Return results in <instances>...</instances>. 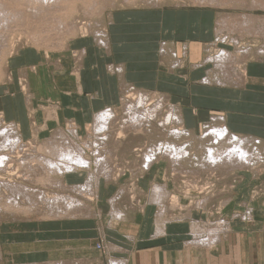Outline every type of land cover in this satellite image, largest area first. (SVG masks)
Returning a JSON list of instances; mask_svg holds the SVG:
<instances>
[{
    "label": "crops",
    "instance_id": "0c3cea01",
    "mask_svg": "<svg viewBox=\"0 0 264 264\" xmlns=\"http://www.w3.org/2000/svg\"><path fill=\"white\" fill-rule=\"evenodd\" d=\"M185 7L114 11L106 26L107 48L97 45L96 39L73 41L59 56V70L52 69L35 47L19 50L7 59L13 81L0 87L1 114L14 123L18 136L25 141L50 137L68 124L77 125V133L86 138L94 114L117 108L122 88L132 86L166 94L173 102H185L183 108L179 104V116L183 127L195 135L210 123L221 122L238 136L264 143V37L251 38L253 48L261 52L252 51L223 71L205 62V50H212L208 48L212 43L234 49L228 38L226 42L217 39L220 16L211 22L206 11ZM77 51L82 53L75 69L71 53ZM172 60L174 66L170 65ZM214 115L224 120L211 119ZM126 160L129 168L117 176L111 171L107 177L105 173L98 175L93 166L63 172L58 177L63 186L75 189L56 188L58 194L75 196L74 190L87 185L91 199L83 196L82 208L64 210L74 216H66L60 209L61 217L55 214L52 218L54 211L60 213L52 209L47 218L26 220L25 241L10 242L7 255L26 253L27 261H53L98 258L105 253L123 259L124 264H264V188H260L259 197L253 198L250 191L243 193L245 185L239 182V193L235 191L233 196L238 210L224 215L228 223L223 233L229 230L212 234L210 243L207 235L192 236L191 222L208 216L187 207L182 188L167 178L168 168L153 163L139 172L133 158ZM156 191L165 194L164 198L160 199ZM171 192L180 199V210L174 214L178 218L167 209L170 206H165ZM125 199L129 201L125 203ZM212 204L216 206L217 202ZM82 210L90 214L76 215ZM195 241L199 245H194ZM98 243L102 249H96Z\"/></svg>",
    "mask_w": 264,
    "mask_h": 264
},
{
    "label": "rangeland",
    "instance_id": "374dc122",
    "mask_svg": "<svg viewBox=\"0 0 264 264\" xmlns=\"http://www.w3.org/2000/svg\"><path fill=\"white\" fill-rule=\"evenodd\" d=\"M101 1H99V5L103 4L102 7L100 6L101 7L100 9H96V10L91 11V13L88 14V15H90L89 17L87 15L80 13V10L75 11L74 20L72 21L73 24H71L72 27L69 30H67L68 33L66 32L64 35H63V33L60 34V38H58V41L55 43L49 44L48 46L45 44L40 45V43L37 44L35 42H32L30 36L27 33L22 32V31H18L17 33H15L13 35L11 34V36L9 37V40L4 43L6 45H4V46L2 45V49L5 46L7 47V49L4 48L2 50L3 52L1 51L2 55H0V60L3 57V60H1V63H0V64H2V62H3V64L0 66V68L2 69V72L0 70V87H6V85H8L9 83H11L13 81L12 80L13 77L11 76L10 69L8 67V62H7L8 57H12L16 53H18L19 50H22L24 48L35 47L44 55L48 65L50 64L49 66L52 69H54V70L58 69L59 70V68L61 67V63H62V61H61L62 58H59V56L62 55L63 53H65V51H67L69 49L70 43H72L73 41L82 40V39H90V40H93L95 42L96 37L94 35L95 34L94 31L100 30L101 32H103L101 35H104L105 32L107 31L106 26L108 23V19L110 18V16L112 15V13L114 11H119L121 9L136 8V7H147V8L157 7L160 9L168 8L170 10H172V9L177 10V8H181L182 5H185L186 6L185 8L189 7L187 9L193 10V9L199 8L200 10L206 11L209 15L208 18L211 19V22L212 21L214 22V20H216V18L218 16H220L216 22V27H217L216 33H218L217 39L219 41L223 42V41H225V38H228V41L231 42V45L234 47V49H233V51L228 50V49L227 50L230 51L231 53H234L235 57H236L234 61H232V62L228 61V63H229L228 67H234L236 60H240L244 57L250 56L249 54L252 53V51H254L255 54L257 53V51L259 52V50H258L259 48H257V49L253 48L255 43H254V41L251 40V38L256 37V36L264 37V30L262 31V29H264V27H262L263 23L261 22V21H264V19H262L264 17V0H215V1L209 0L210 3L206 0H203V1L202 0H106L105 1L104 0L103 3ZM97 10H99V11H97ZM244 13L249 15V16H252L251 17L252 21H250V25H249L250 27L248 28L249 30H247L244 27L241 29H238L235 26H230V24H229L230 19H234L235 21H237L241 18V15ZM223 20H226V21L228 20V22H226L225 25H221L222 24L221 22ZM231 30H234V34H229V31H231ZM221 39H224V40H221ZM97 45H99L100 47H103L104 49L107 48L103 45H100L98 42H97ZM206 48H207V46H206ZM208 48H212L213 51H215L217 48V50L215 51V53H212V54H211V52H212L211 49L209 50L210 52L208 50H205L206 54H207V56L205 58V62L214 63L216 67H219V66H217L216 62L213 59L209 60V58L214 56L215 54L220 53V50H222L224 48H218L217 44H215V43H212L210 45V47H208ZM244 48H248V51L245 54H241L239 51H242V49H244ZM3 53H5V54H3ZM81 53H79L78 51L71 53V59L73 60V68H75V69L78 68V66H79V56ZM174 63L175 62L172 60L170 65L174 66ZM219 68L223 69V71L226 70L223 67H219ZM124 89L127 90L128 93H126ZM129 90H132V91H129ZM136 91H137V94H136ZM143 92L145 93V91L139 90V93H138V90L133 89V87L126 86V87L122 88V96H121V99L118 103L119 105L117 106V108L114 109V107H111V108L109 107L110 111H112V113H113V116H111V117H113V119L116 118L117 121L115 119H114V121H112V119H109V122L111 121L110 126L107 125V126H109V128H108V130H106L107 131L106 133L108 134L107 141H106V149L110 150L111 158L109 157V159H108L109 165H108V167H105L104 170H106V168H108L107 171L109 170L108 171L109 173H110V171L113 172L116 176L119 174H122L127 168H129L128 161L126 160L127 158H129V159L133 158L134 159V161H135L134 165H137V169H136L137 171L141 172V170L142 171L146 170V169L142 168V164H143L142 163V154H143L144 149L146 148V145L149 144V146H147V147H150V145H151V149H152V147L154 149L157 146L156 143H158V142L161 143V141H162L163 145L159 144V146L160 145L162 146V147L160 146V148H159L160 150L156 147L159 150V152L160 151L162 152L161 153L162 155L161 154L158 155L153 163L154 164L158 163L163 168H168L169 175L167 178L172 179L171 183H174L177 188H182L183 195L186 196V199L188 201L187 203L189 205H187V207H189V209H196L201 214L205 213L208 216V217L202 218L198 221L194 220L191 222V227L192 228L194 227L193 228L194 231L191 228L192 236L194 235V236L198 237L202 234L207 235V236H209V235L211 236L214 233V231L215 232L217 231L216 232L217 234H221L220 232L224 231V229L226 228L227 223H228V220L225 219L226 216H224V215L227 212H232L233 210H238L237 204H233V200H234L233 196L236 195V194H234L235 191L237 193H239L238 190L236 189V187L239 185V182H242L245 185V189H244L243 193L250 191V193H248V194L249 195L251 194V197H253V198L259 197V192L261 191V189L263 190V188H264V184H263L264 183V176H263L264 175V152L262 151V154L260 156V160H257L258 158L257 159L253 158V160L255 162L251 161V163H250L251 165L249 168L247 167L249 165L248 164L247 166L245 165V167H241L242 168L241 169L239 166H237V164H234V162H230V164L228 162L229 165L226 163L221 164V165H217V166L215 165L216 168L213 166L214 164L212 165V167L210 164L206 165L209 163V162L207 163V160L205 159V156H206L205 153L206 152L203 153L204 157H202V152H204L203 150L206 151V149H207L206 147H205L206 149L203 147L208 144L207 141H209V140H207V141H205V140L210 139V138L202 137L203 133H204L203 130H205V129H203L202 131L199 130V133L197 135H195V133L193 132V133H191L192 136L187 135L186 136L187 138L179 136L178 138L182 139V140L179 139L180 142H177L178 141L177 137H176V141H172L173 139H175V137H174L175 133L174 132H173L174 134L171 133V130L172 129L177 130V128H179V126H180L178 124L179 121L178 122L175 121V119L177 117L175 114L176 113L179 114V112H180V110H179L180 109V106H179L180 103L176 102V101L173 102L172 100H170V96H168L166 94H163V97L161 96L162 98H164V99H162L160 97L161 94H158L156 92H154V93L148 92L147 96L148 97L150 96L151 98H149V100H148L147 99L148 97L145 96V97H142V99L144 100L145 103L148 102L149 105H150V103H152V105L157 104L154 106V109H152L153 107L151 108V105L150 106L147 104L142 105L144 102L142 100H139L141 97L137 96V95L142 96V95H144V94H141ZM133 94L134 95L136 94V95L134 96ZM157 99H160L159 100L160 102H162V101H164V102L159 104L158 103L159 101L157 102ZM138 100H139V102H138ZM146 100H148V101H146ZM134 101L138 102L137 107L140 106L141 109L140 108L139 109L141 111H143L142 106H146V105L148 106V108L150 107L153 110V112L150 113V111H152V110L149 109V114L148 113L145 114L146 112L145 113L141 112V113H143V115H147V116H149L150 114L154 115V111L156 110L155 107H157V111L155 112L156 113L155 116H152L155 119L150 118L151 120H149V118H145L146 119L145 120L144 117H141L143 119L142 122L144 124L142 122H140L141 120L139 122L142 124H135L136 122L133 123V121H132L131 123L134 124V126L138 125L137 127H139V128H135L136 126L135 127L133 126L134 127V129H133L132 125L128 124L130 122L124 123V124H126V125H124L125 127L123 125H121V123H123L124 120L128 119V118H126L128 116H125V114H127L125 112V109H124V107L126 105H124L123 103L125 102V104H129V103L133 102L132 104H133V106H135L134 104H136V103ZM140 101H142V103H140ZM153 102H155V103L153 104ZM164 103H165V105H164ZM132 104H129V106L131 105V107H133ZM161 104L163 105V108L158 107V106H161ZM180 105H182L181 108H183L185 105V102L180 104ZM168 106L170 108H167ZM135 107H133V108H135ZM171 107H172V110H171ZM190 108H192V106H190ZM123 109H124V111H123ZM168 109L170 112L168 111ZM174 109H175V111H173ZM140 110L138 111V113H140ZM158 110H160V111L158 112ZM171 111L175 112V114L172 113ZM169 113H171V114L169 115L168 120H167V117L165 118V116H168ZM173 114L176 116V117H173L174 121H172ZM96 115H95V117H96ZM0 117L2 119V121H0V127L5 126V127H3V128H5V130L7 128L6 131L3 128H0V130H2L1 132H3L0 135V143L2 145H6V147L8 146L7 149L5 147L3 149V151H0V153L8 152L7 154H9L10 156L13 155L14 157H18V156H20L19 147L17 146V145H19V142H17V138L15 137L14 133L9 130V128L13 125L8 124L10 122H8L6 119H4L1 112H0ZM95 117L93 118V120L95 119ZM141 118H139V119H141ZM177 119H178V117H177ZM135 121H138V120H135ZM147 121H148L149 125H153V127H151V126L149 127L146 124ZM166 121H168V122H166ZM109 122L107 124H109ZM93 123H95V121H92L88 125V129H89L90 133L86 134L87 135L86 138L83 137L81 134L77 133L79 131V129H78V126L75 124H68L63 129L62 128L57 129V131L63 130V131H67V132H72L69 130H75L74 134L69 136L70 137L69 139L73 142V144L75 143L74 145H76V146L78 145L79 150L85 151L84 154L87 158H88V154H89V156L91 158H88V159L90 160V162H92V164L90 163V165L96 168L95 164H93V160L96 157L94 155L95 149L93 148V146L91 144H93V142H95V137H96V140H98V141L105 139V138H102V135L106 134V133L101 132L102 135L97 134V133L93 134V128H92ZM162 123L163 124L165 123V124L162 125ZM6 124H8V126H10V127L8 128V126H6ZM142 125H145V126H142ZM148 127L150 130L146 129ZM120 130L123 133L118 134ZM4 133H6L5 135H7V137H8L9 133L10 134L12 133V135H14V136L9 135L8 139H9V141H11L10 139H13L14 142H17V143L14 144L12 141V144H14V146H12V144L8 145L10 142H8L7 138H3V137H6L4 135ZM2 135H3V137H2ZM172 135L174 138L172 137ZM170 137H172V138H170ZM201 138H203V139H201ZM36 140L41 141L44 139L36 138ZM150 140H152L154 142H156L158 140H161V141H158L154 144ZM169 140L174 142L175 145H177L179 143L180 144L178 146H174V149H173L174 143H171V146H172L171 147L170 143H169L171 141H169ZM183 140L184 141L187 140L188 142L187 141L186 142H187V144L189 143L188 144L189 146L191 144H193V145H191L192 146L191 148L193 150L192 152H190L191 155L189 154L187 156V154L189 153L188 150L190 149L188 147V145H187V147L189 149L187 148V150H184V148L182 147V145L186 146V142H184ZM201 140H203L202 141L203 144L201 143ZM23 141L29 142L30 140H28V141L23 140ZM165 141L168 142L167 143L168 148L171 150L173 149L172 151H174V152L172 155L174 156L173 157L174 159L171 157V153H172L171 150L167 151L168 148H166V149L163 148V147H165V144H164V143H166ZM204 141L207 143H205ZM260 141L262 142V144L264 146L263 141L261 139H260ZM44 142L45 141L40 142L38 144L42 145ZM123 143H126L125 147H123V148L115 147V146H119L120 144H123ZM181 143H182V145H181ZM209 143H211V142L209 141ZM35 144L33 143V145L36 147L37 145H35ZM197 144H198V146L200 144V146L198 147ZM31 145H32V143L30 144V148L33 147V145H32V147H31ZM152 145H154L155 147ZM84 146H86V148ZM180 146L182 147L181 151H180V148H181ZM35 147H33V148H35ZM175 147L176 148L179 147L178 150ZM11 148L13 151L11 150ZM147 149L148 148H146L145 150H147ZM163 149L165 151H167L168 156L166 155V152L163 151ZM155 150L156 149H154L153 151H155ZM86 151L88 153H86ZM182 151H186V153L182 152ZM98 154L99 153H96V155H98ZM175 154H179V155H175ZM184 154L186 155L185 159H183ZM180 155L181 156L183 155V158ZM192 155H195V156H192ZM179 157L182 158L183 160L182 159L179 160L180 159ZM200 157L202 158V160H203V158L205 159L206 162L202 161L203 165L205 164L208 167H206L205 165L204 166L202 165L203 166L202 167L201 166L202 163L198 164L201 162ZM171 158L173 159V161L175 160L174 163L172 162ZM124 159L126 161L122 162ZM117 160H119V161H117ZM11 163H12V165L9 166L10 167L9 170H6L5 172L0 170V180L2 182H7V181L10 182L11 181L10 183H14L13 181H17L16 183H20L21 186H22V184H25L24 186L29 187V188H33L35 190H36V188H37V190L38 189L44 190L45 188H46L45 190H47V189L48 190L47 191L44 190L45 192H42V193H41V191H39L40 196H41V197L38 196L39 200L37 198V195L33 194V195H35V198L34 197L33 198L34 199L37 198V201L36 200L35 201L38 204L37 205L36 202L35 203L33 202L34 203V208H33V204H30L29 201L27 204L25 199L22 200L23 199V196H22L23 193L22 194L20 193L21 194L20 195L19 192L18 193L15 192L17 190L15 188H18V187H19V191L22 192V190H20V189H22L20 184H17L16 187H15V184H12V185H14V190H15V191L12 190L13 192L11 191L13 193V195L10 194V192H9V188H11L12 186H10L9 188L5 186V188H4V185L0 184V191L2 190L0 192V194L3 193L2 195H0V199H1V197H3L0 200L1 201L0 202V264H29V263L30 264H36V263L37 264H40V263L41 264H44V263L45 264H110L111 261H113V262H111V264H114V263L120 262L119 260L124 261L123 259L117 258L115 256H111V255L109 256L108 254H105V253H102L103 255L98 257V258H91V259L90 258H88V259H85V258L84 259H71V258H69L67 260L54 259L53 261H51V260H49V261H44V260H42V261H40V260L39 261H27L26 253H24L23 255H17V254L7 255L8 254L7 253L8 252V245L10 242H23V241H25L24 222H26V220H30V219H34V220L38 219V217H41V216L46 214L45 211L47 212V214L50 213L47 211V209L50 208L49 206L52 204H54L53 206L56 205L57 202H54L53 199H52L53 202H49V200H45L43 202L44 193L45 194L47 193L46 195H48V196H51L50 194H54V192L58 193V191L56 190V188H58V187H56L55 183H52L51 185H49L46 181H44L40 178H39L40 181L37 178L38 179L37 181L39 183H37V181H36L37 184L33 183V182L30 183L28 181V178L30 177V175L25 174L26 172L28 173V171L21 168V166H17V164H20V161L11 162ZM175 163H178V164H175ZM196 163L200 167L197 166ZM233 165H235V167ZM209 166L211 167V169ZM57 172H59V171H57ZM17 173H19V174H17ZM261 175H262L261 180H259ZM44 176H45V172L42 173V177H44ZM55 177L57 178L56 174L54 175V178ZM260 183H262V185H260ZM3 188L4 189L7 188L8 192L5 191ZM11 189H13V187ZM4 192H6V194ZM7 193H9V195H10L9 197H8ZM14 193L20 195V196L17 195L18 196V198H17V196L15 194V198L17 199V201L14 198ZM76 194H75V196H73L71 194H68V195L77 198V200H79L80 202L82 201L83 203L81 202V205L83 206V204L85 202V201H83L84 198L82 197V195L80 193H76ZM171 194H172L171 198L169 197L170 201H168V203L165 206L166 207L170 206L172 208L174 206L175 207V209H173L174 210L173 215H174L180 210V207H178L179 205H177V204H179L178 201H180V199H179V197H177L174 194V192H171ZM261 194H263V193H261ZM58 195H60V194H58ZM4 196H5V198L6 197H8L9 199L11 198L10 200H12L14 198L15 202H17L18 204L19 203L21 204V205H19V207H21V208L13 207V206H15V205H13V203H14L13 200H12L13 203L11 201L9 203H8V201L5 202L7 200V198L4 199ZM21 196H22V198H21ZM240 196H242V195H240ZM19 197L21 198V201H20ZM56 197L59 198V196H56ZM3 199H4V201H3ZM85 199H91V197H88ZM18 200H19V202H18ZM61 200H59L60 205H57L58 207L62 206V207H59V209L60 208L63 209V207H64L63 206L64 202ZM167 200H169V199H167ZM39 201H41V202L39 203ZM55 201H56V199H55ZM237 201H239V199ZM3 202H4L5 206L1 204ZM21 202H23V203H21ZM25 202L27 205H29V206H26V208L24 207ZM47 202H49L51 204H49ZM196 202H198V203L196 204ZM212 202H217L216 206L215 205L212 206L213 205ZM44 203H47L49 205L48 208L46 205L45 209H44V207H43ZM22 204H24V205H22ZM8 207H9V209H8ZM23 207L25 208L24 210H23ZM78 207L80 208L81 206L79 205ZM170 207H168V208H170ZM79 208H75V210L76 209L78 210ZM12 209L14 210V212L11 213V211H13ZM43 209H44V212H42ZM51 209H54V207L53 208L51 207L48 210L51 211ZM64 209H66V205H65ZM8 210L9 211L11 210V211L9 212ZM175 211H177V212H175ZM84 212H85L84 210H82V212H76V215L81 216V214L82 215H89L90 214V213H87V212L84 213ZM47 214L45 216H47ZM174 217L178 218L175 215H174ZM212 224H215V225L213 226ZM198 227L200 228V230ZM221 228H223V229H221ZM195 230H198V232ZM199 231H201V232H199ZM196 232L199 234H197ZM216 233H214V234H216ZM96 249H102L101 243H98L96 245ZM122 263L124 264V262H122Z\"/></svg>",
    "mask_w": 264,
    "mask_h": 264
},
{
    "label": "bare ground",
    "instance_id": "6f19581e",
    "mask_svg": "<svg viewBox=\"0 0 264 264\" xmlns=\"http://www.w3.org/2000/svg\"><path fill=\"white\" fill-rule=\"evenodd\" d=\"M99 1H101V0H0V55H2L1 54V51L4 49V48H6L7 49V47L5 46L3 49H2V45L4 46V45H6V44H4L6 41H8L9 40V37L11 36V34L13 35V34H15V33H17L18 31H22V32H25V33H27L29 36H30V38H31V40H32V42H35V43H37V44H39L40 43V45H42V44H45V45H49V44H52V43H55V42H57L58 41V38H60V34H62L63 33V35L67 32L68 33V31L67 30H69L71 27H72V25L71 24H73V20H74V13H75V11H77V10H80V13H82V14H84V15H87L88 17L90 16V15H88L89 13H91V11H93V10H96V9H100L101 7H102V5L103 4H101V5H99ZM103 1L104 0H102L101 2L103 3ZM106 1V0H105ZM203 1V0H202ZM206 1H208L209 3H210V1L209 0H206ZM212 1V0H211ZM215 1V0H214ZM80 3V4H79ZM101 6V7H100ZM99 7V8H98ZM97 11H99V10H97ZM251 17L252 16H249V15H247V14H242L241 15V18L239 19V20H237V21H235L234 19H230V26H235L236 28H238V29H241V28H246L247 30H249L248 28L250 27L249 25H250V21H252V19H251ZM226 22H228V20L226 21V20H223L221 23V25H225L226 24ZM263 24V26L262 27H264V21H261ZM264 29H262V31H263ZM95 32V37H96V41L100 44V45H103V46H105V47H107V45H106V39L104 38L105 37V34L107 33V32H105V34L104 35H101L103 32H101L100 30H97V31H94ZM221 40H224V39H221ZM223 42H225V41H223ZM260 52L262 51V49H258ZM248 51V48H244V49H242V51H239L241 54H245L246 52ZM3 52V51H2ZM3 54H5V53H3ZM235 54L234 53H231L230 51H226L225 49H222V50H220V53H218V54H215L214 56H212V57H210L209 58V60L211 59H213L215 62H216V64H217V66H219V67H223V68H225V67H227V65H229V63H228V61L229 62H232V61H234L235 60ZM1 60H3V57L1 58ZM1 60H0V63H1ZM2 64H3V62H2ZM2 64H0V66L2 65ZM225 69H227V68H225ZM0 70H1V72H2V69L0 68ZM228 73V71L226 72V74ZM225 75V74H224ZM224 75H222L223 77H224ZM226 76H228V75H226ZM229 77V76H228ZM233 77V76H232ZM234 78V77H233ZM227 79H229V78H227ZM235 79V78H234ZM238 79H241V78H238ZM208 80V79H207ZM219 80V79H218ZM231 80V79H230ZM233 80V79H232ZM235 81V80H234ZM132 87V86H131ZM129 88V87H128ZM127 89V88H126ZM133 89H135V88H133ZM125 90V89H124ZM129 91H132V90H129ZM125 92L126 93H128L127 92V90H125ZM138 93H139V90H138ZM148 92H146L145 91V93L143 92V93H141V94H144V95H137V96H140L141 98L139 99V100H142L143 102H144V100L142 99V97H148L147 94ZM136 94H137V91H136ZM135 94V95H136ZM134 95V94H133ZM134 95V96H135ZM163 97V95H160V97ZM161 97V98H162ZM149 98H151L150 96L147 98L148 100H149ZM162 99H164V98H162ZM139 100H138V102H139ZM148 100H146V101H148ZM160 99H157V102L159 101ZM137 101V100H136ZM136 101H134L136 104H134L136 107H137V103L138 102H136ZM142 101H140V103H142ZM126 102V101H125ZM125 102L123 103L124 105H126L125 107H124V109H125V112L128 114H125V116H128V117H126V118H128L127 120H124V122L123 123H121V125H126V124H124V123H126V122H130V123H128V124H131L132 125V127L134 126V124H132L131 122L133 121V123H135V124H142L143 122H142V118L141 117H144V119L145 118H149V120H151V119H155V118H153L152 116H155V112L157 111V107H155L156 108V110L154 111V115H152V114H150L149 116H147V115H143V113H141V112H146L145 114H149V109H151L152 107V109H154V106L155 105H157V104H154L155 102H153V104L154 105H152V103H150V105H151V108L149 107L148 108V106L147 105H149V103L147 102V103H143L142 105H144V104H147L146 106H142L143 108H142V110L143 111H141L140 109H141V107L140 106H138L137 108L135 107V106H133V102H131V103H129V104H132V106L133 107H135V108H133V107H131V105L129 106V104H125ZM162 102H164V101H162ZM162 102H158L159 104L160 103H162ZM128 103V102H127ZM139 103V104H140ZM138 104V105H139ZM158 104V105H159ZM149 105V106H150ZM164 105H165V103H164ZM170 106V105H169ZM167 107V108H170V107ZM159 108L161 107V108H163V105L161 104V106H158ZM140 108V109H139ZM158 108V109H159ZM124 109H123V111H124ZM151 109V110H152ZM140 110V113H138V111ZM145 110V111H144ZM162 110V109H161ZM171 110H172V107H171ZM160 110H158V112H159ZM168 111H169V109H168ZM173 111H175V109L173 110ZM151 112H153V110L152 111H150V113ZM157 112V113H158ZM170 112V111H169ZM172 112V111H171ZM172 113H174L175 114V112H172ZM112 114V115H111ZM171 113H169L168 114V116H165V118L167 117V120H168V117H169V115H170ZM173 114V116H172V121H174V118L173 117H178V119H177V117H176V119H175V121H179V128H177V130L175 129H172L171 130V133H173L174 134V137H175V139H173L172 141H176V137H177V139H178V141L177 142H180V140L179 139H181V138H178L179 136L180 137H184V138H187L186 136L188 135V136H192V134L191 133H193V132H191V131H189V130H187L185 127H183V118L181 119V117L179 116V114H175L174 115ZM94 115H96V114H94ZM111 116H113V113H112V111H110V108H108V109H105V111L104 110H101L100 112H98L97 113V115H96V117H95V119L93 120V121H95V123H93V126H92V128H93V134H101L102 135V133L101 132H104V133H106L107 131L106 130H108V128H109V126H110V122H109V119H112V121H114V119L117 121V119L116 118H114L113 119V117H111ZM146 116V117H145ZM2 117V116H1ZM1 117H0V121H2V119H1ZM111 117V118H110ZM118 118V117H117ZM125 118V119H126ZM139 118H141V119H139ZM151 118V119H150ZM171 119V118H170ZM211 119H213V120H215V119H221V117L220 116H215L214 115V117H211ZM135 120H138V121H135ZM141 120V121H140ZM146 120V119H145ZM165 120V119H164ZM221 120H224V119H221ZM142 122V123H140V122ZM170 121V120H169ZM216 121V120H215ZM219 122H220V120H218ZM109 122V124H107ZM139 122V123H138ZM146 122V121H145ZM163 122V121H162ZM166 122H168V121H166ZM210 122H212V121H210ZM4 123V122H3ZM13 122H10V123H8L9 125H13V126H8V124H6V126H8V128H9V130L10 131H12L13 133H14V135H15V137L17 138V142H19V145H17L18 147H19V152H20V156H18V157H14L13 155H9V154H7L8 152H4V153H0V170L1 171H6V170H9L10 169V165H12V163L11 162H17V161H20V164H17V166H21V168H23V169H25L26 171H28V173L26 172L25 174L26 175H30V177L28 178V181L31 183V182H33V183H36V181L40 178V179H42V180H44V181H46L49 185H51L52 183H55V185H56V187H58L59 189L61 188V189H63V188H65L64 186H63V183H62V181L61 180H59V178L58 177H61L60 175L63 173V172H66V171H68V170H74V172H75V169H81V168H90L91 167V165L89 164V163H92V162H90V160L85 156V154H84V152L85 151H83V150H79L78 149V145L76 146V145H74L73 144V142L69 139L70 137V135H72V134H74V132H75V130H69V131H72V132H67V131H63V130H58L56 133H53V134H51L50 135V137H47V138H44V140H41V141H37L36 140V137H35V140H30L29 142H24L23 141V138L21 139V137H19L18 136V130H17V127L14 125V123L12 124ZM152 123V122H151ZM213 123H215L214 121H213ZM127 124V125H128ZM144 124V123H143ZM149 127L151 126V127H153V125H149V123H148V121H147V123H146ZM145 124V125H146ZM165 124V123H164ZM163 123H162V125H164ZM211 124V123H210ZM208 125L206 128H205V130H203L204 131V133H203V136L202 137H207V138H210V139H206L205 141H207V140H209L211 143H209V141H207L208 142V144L206 145V146H204L203 148H205L206 149V151L205 150H203L204 152H202V157H204V154L203 153H205V159L207 160V163L208 164H206V165H211V167H212V165L216 168V166L217 165H221V164H228V162H229V164H230V162H234V164H237V166H239L240 168L241 167H245V165L247 166L248 164V168L250 167V163H251V161H254L253 160V158L254 159H257V160H260V156H261V154H262V151L264 152V146H263V144H262V142L260 141V139L258 140V139H255V138H252V137H250V138H248V137H245V136H238V135H236L235 133H232L231 131H228L227 130V128L220 122V124H214V125ZM107 125H109V126H107ZM120 125V126H121ZM145 125H142V126H145ZM146 125V126H147ZM136 126V127H135ZM134 127L135 128H139V127H137L138 125H135ZM3 127H5V126H3ZM2 126L0 127V128H3ZM125 127V126H124ZM134 127H133V129H134ZM149 127L148 128H146V129H148V130H150L149 129ZM131 128V127H130ZM141 128V127H140ZM4 130H5V128H3ZM132 129V128H131ZM144 129V128H143ZM3 130V131H4ZM6 130H7V128H6ZM5 130V131H6ZM136 130V129H135ZM145 130V129H144ZM2 130H0V135H1V133H3V132H1ZM121 131V130H120ZM119 131V133L118 134H121V133H123L122 131L120 132ZM146 131V130H145ZM9 132V131H8ZM7 132V133H8ZM100 132V133H99ZM6 133H4V135H5ZM9 135L10 136H14V135H12V133L10 134H8V137H7V135H5L6 137H3V135H2V137L3 138H7V140H8V142H10L8 145H11L12 144V141H13V143L15 144V143H17V142H14V140L13 139H10L11 141H9ZM23 137V136H22ZM107 137H108V134L106 133V134H103L102 135V138H105V139H102L101 141H98V140H96V137H95V142H93V144H91L92 146H93V148L95 149V152H94V155L96 156L95 158H94V160H93V164H95V166L97 167V170H95V171H98V175L100 174V173H105L104 174V176H107L108 174H106V173H109L108 171H107V169L108 168H106V171L104 170L105 169V167H108V159H109V157L111 158V152H110V150L109 149H106V141H107ZM172 137H173V135H172ZM172 137H170V138H172ZM173 137V138H174ZM98 139V138H97ZM201 139H203V138H201ZM5 140V139H4ZM182 140V139H181ZM37 141V142H36ZM43 141H45L42 145H39L38 143H40V142H43ZM152 143H156V142H158V141H161V140H158V141H156V142H154V141H152V140H150ZM169 141H171V140H169ZM169 142L170 143V146H171V143H174V142ZM184 141V140H183ZM187 140H185L184 142H186ZM203 140H201V143L203 144V142H202ZM204 141V142H205ZM150 142V143H151ZM166 142V141H165ZM188 142V141H187ZM187 142H186V146H183L182 145V143H181V145H182V147L184 148V150H187V148L189 149L188 150V154H187V156L190 154V152H192L193 150H192V146L191 145H193V144H191L190 146L187 144ZM207 142H205V143H207ZM32 143V145H33V143L35 144V145H37L36 147L33 145V147H35V148H33L32 147V145H31V147L32 148H30V144ZM167 143L168 142H166V143H164L165 144V147H163V148H168V145H167ZM191 143V142H190ZM199 143V142H198ZM200 143V144H201ZM14 144H12V146H14ZM159 144H162L163 145V143H162V141H161V143H156V147L159 149L160 148V146H159ZM177 144V143H176ZM180 144V143H179ZM179 144H177V145H175V143L173 144V149H174V146H178ZM184 144V143H183ZM200 144H199V146H200ZM167 145V146H166ZM187 145H188V147H187ZM16 146V145H15ZM16 146V147H17ZM81 146V145H80ZM88 146V145H87ZM147 146H149V144H147L146 145V148H148L147 150H145L144 149V151H143V154H142V168L143 169H147V168H149L152 164H153V162L155 161V159L157 158V156L158 155H160L162 152L160 151L159 152V150L154 146V145H152V146H154L155 148L154 149H156L155 151H153L154 149H153V147H152V149H151V145H150V147H147ZM197 146H198V144H197ZM198 146V147H199ZM208 146V147H207ZM262 146V147H261ZM6 147V145H2L1 143H0V151H3V149ZM8 147V146H7ZM7 147H6V149H7ZM85 148H86V146H84ZM96 147V148H95ZM162 147V146H161ZM172 147V146H171ZM181 147V146H180ZM182 147L180 148V151H181V149H182ZM186 147V148H185ZM202 147V146H201ZM176 148V147H175ZM178 148L179 147H177L176 149L178 150ZM194 148V147H193ZM262 148V149H261ZM172 149V150H173ZM11 150H12V148H11ZM15 150V149H14ZM168 150H171V149H167V151ZM171 150V157L173 158L174 156L172 155L173 154V152L174 151H172ZM13 151V150H12ZM163 151H165L164 149H163ZM167 151H165L166 152V155L168 154L167 153ZM176 151V150H175ZM170 152V151H169ZM179 152V151H178ZM182 152H185L186 153V151H182ZM241 152H243L244 153V155L243 156H241L240 155V153ZM96 153H99L98 155H96ZM7 154V155H6ZM165 154V153H164ZM180 154V153H179ZM179 154H175V155H179ZM193 154V153H192ZM162 155V154H161ZM165 155V156H166ZM191 155V154H190ZM168 156V155H167ZM166 156V157H167ZM181 156V155H180ZM192 156H195V155H192ZM11 157V158H10ZM20 157V158H19ZM182 158H183V155L181 156ZM171 158V159H172ZM180 158V157H179ZM178 158V159H179ZM182 158H180L179 160H181ZM186 158V155L184 154V158L183 159H185ZM169 159V158H168ZM174 159V158H173ZM173 159H172V162L174 163V161H173ZM182 159V160H183ZM197 159V158H196ZM200 163H198V164H201V166L203 165V162L202 161H205V159L203 158V160H202V158L200 157ZM170 161V160H169ZM168 161V162H169ZM196 161V160H195ZM171 162V161H170ZM177 162V161H176ZM206 162V161H205ZM255 162V161H254ZM257 162V161H256ZM11 163V164H10ZM196 163V164H197ZM258 163V162H257ZM172 164V163H171ZM175 164H178V163H175ZM197 164V166H199ZM228 164V165H229ZM233 164V163H232ZM259 164V163H258ZM75 165V166H74ZM173 165V164H172ZM205 165V164H204ZM203 165V166H204ZM205 165V166H206ZM216 165V166H215ZM257 165V164H256ZM202 166V167H203ZM234 167H235V165H233ZM254 166V165H253ZM200 167V166H199ZM206 167H208V166H206ZM210 167V166H209ZM211 167H210V169H211ZM3 170H2V169ZM111 169V168H110ZM234 169V168H233ZM242 169V168H241ZM21 170V169H20ZM90 170V169H89ZM57 171H59V172H57ZM21 172V171H20ZM45 172V176L44 177H42V173H44ZM72 172V171H71ZM59 173V174H58ZM16 174V173H15ZM17 174H19V173H17ZM56 174V176H57V178L55 177L54 178V175ZM40 175V176H39ZM23 176V175H22ZM90 176V178H91V175H89ZM38 178V179H37ZM87 178H89V177H87ZM40 179H39V181H40ZM91 181H92V179H91ZM94 181V180H93ZM11 182V181H10ZM10 182H2L1 180H0V184H3L4 185V188H5V186L6 187H10V186H12L13 187V189H11V188H9V192H10V194H12L13 195V191L12 190H14V185H12V184H15V187H16V185L17 184H20V183H16L17 181H13L14 183H10ZM37 183H39L38 181H37ZM36 183V184H37ZM90 183V182H89ZM85 184H88V182L86 183V181H85ZM94 184V183H93ZM2 185V186H3ZM25 184H22V186H21V184H20V186H21V188L22 189H20V190H22V192H20L19 191V187L18 188H15V189H17L15 192H19V194L21 193H23L22 194V196H23V199L22 200H24L25 199V201L27 202V204H28V201L30 202V204H33V208H34V203L37 201V198H38V200H39V197H41L40 196V192L39 191H41V193L42 192H45V191H47V190H45L44 188V190H37V188H36V190L35 189H33V188H29V187H26V186H24ZM65 185V184H64ZM91 185V184H90ZM19 186V185H18ZM76 186V185H75ZM84 185H82V187H83ZM93 186V185H92ZM86 187H87V185H85V188L83 189V188H81L80 189V191L78 190V188H77V190H74L75 188L72 186V188H74L73 190H74V193L76 192V193H80L81 195H82V197L83 196H85L86 198H88V197H90L91 196V194H89V193H86V192H88V190H86ZM155 187H157V186H155ZM158 187H159V185H158ZM2 188V187H1ZM3 188V189H4ZM40 188V187H39ZM42 188V187H41ZM66 188H68V187H66ZM72 188H70V189H72ZM89 188H90V186H89ZM94 188H95V186H94ZM54 189V188H53ZM69 188H68V190H70ZM157 189V188H156ZM159 189H160V187H159ZM5 191H7L8 189L6 188V189H4ZM82 190V191H81ZM164 190V188L162 189V187H161V189L159 190L160 192H162ZM2 191V190H1ZM0 191V192H1ZM12 191V192H11ZM70 191H72V190H70ZM8 192V191H7ZM53 192V191H52ZM67 192V191H66ZM69 192V191H68ZM73 192V191H72ZM92 192H93V190H92ZM91 192V193H92ZM157 192V191H156ZM164 192V191H163ZM5 194H6V192H4ZM158 193V194H157ZM156 194L159 196V198L161 197L162 199L164 198V197H162V196H165V192L164 193H162V194H164V195H162L161 196V194H159V192H157ZM3 194V193H2ZM2 194H0V195H2ZM8 194V197L10 196L9 195V193H7ZM15 194L16 193H14V198H15ZM20 194V195H21ZM33 194H36L37 195V198L36 199H34L35 198V195H33ZM47 194V193H46ZM45 193H44V197H43V202L45 201V200H49V202H53V200H54V202H57L56 203V205L55 206H53L54 204H52V205H48L47 203H49V202H47V203H44V205H43V207H44V209H45V206L47 205V208H48V206L51 208H53L54 207V210H60L59 209V207H62V206H57V205H60L59 203H60V201L59 200H61V199H63V200H61V201H64V203H66V204H62L64 207H63V209H61L62 211H64V210H69V209H64L65 208V205H66V208H70V210L72 211V209H71V207L72 206H75V207H77V208H79L78 206L80 205L81 207L80 208H82V205H81V202L79 201V200H77V198H75V197H73V196H70V195H58V193L57 192H54V194H50L51 196H48V195H46ZM11 195V196H12ZM18 194H16V196H17ZM20 195H18V196H20ZM156 195V196H157ZM7 196V195H6ZM18 196H17V198H18ZM22 196H21V198H22ZM39 196V197H38ZM56 196H59V198L58 197H56ZM8 197H6L7 198V200L5 201V202H7L8 201V203L11 201L12 202V200L14 201V203H13V205H15V206H13V207H19V205H21L20 203L18 204L17 202H15V200L17 201V199L15 198V200H14V198L12 199V200H10ZM34 197V198H33ZM52 197V198H51ZM56 199V201H55V199ZM3 197H1V199H2ZM5 198V196H4V199H6ZM21 198L19 197V199H20V201H21ZM155 198V197H154ZM156 198H158V197H156ZM155 198V199H156ZM158 198V199H159ZM160 198V199H161ZM0 199V200H1ZM4 199H3V201H4ZM9 199V200H8ZM53 199V200H52ZM128 199V198H127ZM127 199H125V203H127L126 201H129V200H127ZM36 200V201H35ZM51 200V201H50ZM111 201V200H110ZM113 199H112V203H113ZM156 201V200H155ZM1 202V201H0ZM18 202H19V200H18ZM26 202H25V208H26V206H29V205H27L26 204ZM34 202V203H33ZM41 201H39V203H40ZM130 202H131V200H130ZM133 202V201H132ZM17 203V204H16ZM21 203H23V202H21ZM83 203V202H82ZM111 203V202H110ZM2 205H4V202L3 203H1ZM11 204V203H10ZM36 204H37V202H36ZM42 204V203H41ZM49 204H51V203H49ZM123 204V203H122ZM8 205V204H7ZM22 205H24V204H22ZM38 205V204H37ZM78 205V206H77ZM123 205H125V204H123ZM131 205V204H130ZM130 205L128 206V207H130ZM5 206V205H4ZM31 206V205H30ZM134 206V205H133ZM132 205H131V208L133 207ZM10 207V206H9ZM9 207H8V209H9ZM23 207V210L25 209ZM36 207V206H35ZM42 207V208H43ZM75 207H73V208H75ZM123 207V206H122ZM162 207H164V206H162ZM19 208H21V207H19ZM28 208V207H27ZM32 208V207H31ZM41 208V209H42ZM50 208H48V209H50ZM56 208H58V209H56ZM173 208L175 209V207L173 206ZM173 208H171L172 210H173ZM14 209V208H13ZM12 209V210H13ZM29 209V208H28ZM44 209H43V211L42 212H44ZM47 209V211L48 212H52V209H51V211L50 210H48ZM124 209V208H123ZM126 209V208H125ZM169 210H170V208H168ZM163 210V209H162ZM168 210V211H169ZM172 210H170V211H172ZM9 211V210H8ZM11 211V210H10ZM9 211V212H10ZM62 211H59L60 213H57V212H55L54 211V213L52 214V216H50V217H52L53 218V216L56 214V215H60L61 213H62ZM12 212H14V210L13 211H11V213ZM20 212V211H19ZM23 212V211H22ZM65 212V211H64ZM72 212H74V211H72ZM173 212H174V210H173ZM176 212V211H175ZM40 213V212H39ZM45 213L47 214V212L45 211ZM69 213H71V212H69ZM68 212L66 213L65 212V214H66V216L69 214ZM163 213V212H162ZM162 213H160V214H162ZM170 213V212H169ZM172 213V212H171ZM45 214V215H46ZM65 214L63 213L62 215L63 216H65ZM45 215H43L44 217H46ZM49 215V213L47 214V216ZM51 215V214H50ZM55 215V216H56ZM71 215H75V214H72L71 213ZM70 215V216H71ZM54 216V217H55ZM69 216V215H68ZM73 216H71V217H73ZM81 216H82V214H81ZM49 217V216H48ZM59 217H61V215L59 216ZM47 218V217H46ZM67 218V217H66ZM243 218V217H242ZM193 225V224H192ZM197 225V224H196ZM213 226L215 225V224H212ZM198 226V225H197ZM211 226V225H210ZM201 227V226H200ZM203 227V226H202ZM160 228V227H159ZM192 228V227H191ZM194 228V227H193ZM193 228H192V230H193ZM199 228V227H198ZM197 228V229H198ZM214 228V227H213ZM216 228V227H215ZM202 229V228H201ZM221 229H223V228H221ZM160 230V229H159ZM199 230H200V228H199ZM217 230V229H216ZM227 230H229L228 228L226 229V231ZM194 231V230H193ZM195 231H197L198 232V230H195ZM213 231V230H212ZM225 231V232H226ZM191 232V231H190ZM196 232V233H197ZM199 232H201V231H199ZM217 232V231H216ZM215 231H214V233H216ZM225 232L223 233V232H220V233H223V234H225ZM213 233V234H214ZM219 233V232H218ZM197 234H199V233H197ZM208 234V233H207ZM212 234V233H211ZM217 235V233L215 234V236ZM219 235V234H218ZM212 237H214V236H212ZM212 237L210 238V235H209V238L211 239V240H209L208 239V241L210 242H212ZM216 238V237H215ZM195 239V238H194ZM206 239H207V237H206ZM205 239V240H206ZM214 239V238H213ZM197 240V239H196ZM199 241H201L200 239H198ZM197 240V241H198ZM198 241V242H199ZM217 241V240H216ZM193 242V241H192ZM196 242V241H195ZM198 242H196V243H194V245H199L198 244ZM201 242H203L204 243V241L202 240ZM209 242H208V244H209ZM210 242V243H211ZM190 244H191V241H190ZM201 246V245H200ZM204 246V245H203ZM206 246V245H205ZM111 247V246H110ZM112 248V247H111ZM116 260V259H115ZM114 260V261H115ZM118 261V260H117ZM120 262H118V263H114V264H123L122 262L123 261H121V260H119ZM111 262H113V261H111ZM111 262H110V264H111ZM30 264V263H29ZM37 264V263H36ZM41 264V263H40ZM45 264V263H44Z\"/></svg>",
    "mask_w": 264,
    "mask_h": 264
},
{
    "label": "clouds",
    "instance_id": "9594fccd",
    "mask_svg": "<svg viewBox=\"0 0 264 264\" xmlns=\"http://www.w3.org/2000/svg\"><path fill=\"white\" fill-rule=\"evenodd\" d=\"M240 155H241V156H243V155H244V153H243V152H241V153H240Z\"/></svg>",
    "mask_w": 264,
    "mask_h": 264
}]
</instances>
